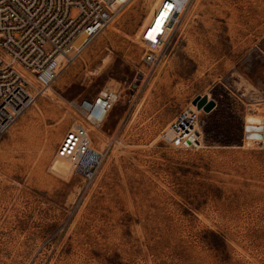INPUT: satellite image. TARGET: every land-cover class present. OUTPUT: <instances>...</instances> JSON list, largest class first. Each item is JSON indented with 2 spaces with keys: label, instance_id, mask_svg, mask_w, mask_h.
<instances>
[{
  "label": "rangeland",
  "instance_id": "rangeland-1",
  "mask_svg": "<svg viewBox=\"0 0 264 264\" xmlns=\"http://www.w3.org/2000/svg\"><path fill=\"white\" fill-rule=\"evenodd\" d=\"M153 1L126 4L0 138V264H264V142L245 145L264 116V0H188L157 67L139 36ZM107 89L97 177L56 172L80 102ZM198 96L215 103L201 144L178 148L164 132Z\"/></svg>",
  "mask_w": 264,
  "mask_h": 264
},
{
  "label": "built area",
  "instance_id": "built-area-1",
  "mask_svg": "<svg viewBox=\"0 0 264 264\" xmlns=\"http://www.w3.org/2000/svg\"><path fill=\"white\" fill-rule=\"evenodd\" d=\"M187 1L166 0L165 5H173L166 27L156 38H150L149 31L144 34L143 40L152 47L143 55L148 66H158L156 50L164 45L168 26ZM119 10L118 0H0V138L114 22ZM117 99L111 89L83 99L79 110L85 123L68 130L57 148V156L70 161L72 173L86 183L95 180L107 154L93 146L88 126L104 120ZM196 118L186 110L175 118L171 127L176 134L170 139L174 146L194 147L188 129Z\"/></svg>",
  "mask_w": 264,
  "mask_h": 264
},
{
  "label": "bare ground",
  "instance_id": "bare-ground-1",
  "mask_svg": "<svg viewBox=\"0 0 264 264\" xmlns=\"http://www.w3.org/2000/svg\"><path fill=\"white\" fill-rule=\"evenodd\" d=\"M131 1L132 0H118V5H119V8H120L119 14L122 11L123 7L126 4L130 3ZM187 3H188V1H187ZM187 3L180 9V14H184L187 11ZM165 4H166V0H155V1L151 2V7H150V10H149L150 12H149L148 16L146 17V20L143 23V25L140 27V31H139V36L142 39L144 37V34L147 31H149V36L150 37L156 38V37H158V35L161 34L163 28L166 27L167 20H169V18H171V15L173 13L172 11L168 12V16L162 22V27L160 28V30L154 31V29H156V27H157V23L160 22V14L166 10L165 9V6H166ZM168 4H171V3H168ZM170 30H171L170 26H168L166 34L164 35L163 39L164 38H165V40L167 39V37L170 35ZM139 36H138V38H139ZM143 41L145 42L146 46L148 47V50H146V51L151 50L152 47L150 46V44L147 41H145V40H143ZM144 42H143V44H144ZM107 59H108V57L105 58V62H107ZM53 87L50 86L47 89V91L44 93V95H49V96L52 95L53 94ZM115 92L117 93V98L120 99V92L119 91H115ZM201 97H203V96H201ZM201 97L198 96L196 99H200ZM200 109H202V108H200ZM186 111H193L194 113L197 114V118L195 120L194 127H191L188 130L190 131L191 135L194 136L195 145H193V146H199V144H201L200 141H199V133H200V124H199L200 121H199V117H198L199 107L197 106V104L194 103V104L190 105L189 108ZM107 118H108V116L104 120L96 122L95 124H93V125H95V126H93V130L96 132L97 135H99V137H101L102 133H103L102 132L103 129H102L101 126L107 120ZM78 124L79 123H77V124L75 123V125L73 127H76ZM246 126H249L250 130H246V132H245V145L251 146V145H253V144H255V143H257L258 141H261V140H262V142H264V116H262L260 114H249V115H247V117H246ZM164 134L170 140L173 137V135H175L176 133L172 129L171 125H170L168 128H166V132H164ZM101 150H99V151H101ZM52 165H53V170H55L56 172H58L60 174H63V175H66V174L70 175L71 174L70 173V169L72 170V165H71L70 161H68L65 158H61V157L56 155L55 159L53 160Z\"/></svg>",
  "mask_w": 264,
  "mask_h": 264
},
{
  "label": "water",
  "instance_id": "water-1",
  "mask_svg": "<svg viewBox=\"0 0 264 264\" xmlns=\"http://www.w3.org/2000/svg\"><path fill=\"white\" fill-rule=\"evenodd\" d=\"M193 103L197 104L199 108H204L207 111L211 110L215 105L214 101L209 100L207 96H203L200 99H194ZM246 130H250V127L246 126Z\"/></svg>",
  "mask_w": 264,
  "mask_h": 264
},
{
  "label": "snow or ice",
  "instance_id": "snow-or-ice-1",
  "mask_svg": "<svg viewBox=\"0 0 264 264\" xmlns=\"http://www.w3.org/2000/svg\"><path fill=\"white\" fill-rule=\"evenodd\" d=\"M172 7H173L172 4H167L165 6L166 10L160 14V22L157 23V27L156 29H154V31L160 30V28L162 27V22L167 18L168 12L171 11ZM150 38H154V37H150Z\"/></svg>",
  "mask_w": 264,
  "mask_h": 264
}]
</instances>
